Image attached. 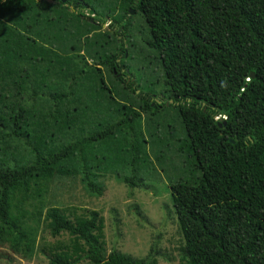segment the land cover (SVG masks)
Wrapping results in <instances>:
<instances>
[{"label":"trees","instance_id":"16d2710c","mask_svg":"<svg viewBox=\"0 0 264 264\" xmlns=\"http://www.w3.org/2000/svg\"><path fill=\"white\" fill-rule=\"evenodd\" d=\"M69 5L87 9L93 22ZM130 8L147 27L148 48L161 72L155 82L159 88L146 83L141 89L122 71L128 69V50L115 37L120 30L127 34L123 20ZM99 20L109 21L112 32L82 43ZM82 49L93 64L80 56L79 74L104 67L122 86L126 101L114 122L55 150L30 144V160L0 164V241L10 237L17 254L29 250L28 235L10 212L12 192L67 176L71 168L87 194L102 195L85 148L123 126L132 130L141 114L155 119L171 109L183 133L176 150L184 164L169 182L183 240L180 264H264V0H0V71H22L20 62L59 63L56 53ZM99 90L108 91L103 81ZM168 92L170 97H163ZM22 119L19 107L9 120L11 134L19 139L29 135ZM0 126L5 128L1 118ZM135 154L132 146L125 184L148 189L135 170ZM45 226L55 240L40 249L46 264L156 263L152 250L142 259L108 252L96 211L73 220L53 207L45 213Z\"/></svg>","mask_w":264,"mask_h":264},{"label":"rangeland","instance_id":"374dc122","mask_svg":"<svg viewBox=\"0 0 264 264\" xmlns=\"http://www.w3.org/2000/svg\"><path fill=\"white\" fill-rule=\"evenodd\" d=\"M69 10L85 20L91 18V22L95 18L81 6L69 5ZM131 21L133 34L128 44L123 34L115 37L123 41L129 53L126 54L127 74L141 89H145L146 83H152L153 89L159 88L155 82L161 72L155 53L145 46L144 40L148 39L145 22L140 15L133 16ZM111 30L109 21L99 20L90 33L82 36V43L85 37L105 35ZM56 54L59 63L56 59L30 65L20 62L22 71H0V118L5 123V128L0 126V164L28 161L32 157L31 145L44 152L55 150L118 118L120 104L126 99L122 86L111 74L101 67L80 75V56L93 64L84 49L79 53ZM101 81L107 86V92L99 90ZM56 96L62 98L55 99ZM19 107L23 114L22 130L29 134L25 139L13 136L9 124ZM182 135L171 109L161 110L160 117L155 119L141 114L132 130L123 126L104 142L84 150L86 164L103 186L102 195L87 194L80 176L71 168L67 176L33 181L27 192H12L10 212L28 235L29 250L14 253L10 237H6L0 241V264H46L40 249L48 241H55L45 226V213L53 207L73 220L84 218L91 211L98 212L103 224L101 236L108 252L116 250L142 259L152 250L155 264H180L179 249L183 240L169 182L184 164L176 150L177 139ZM132 146L136 150L135 170L148 189H132L125 184L126 161ZM61 242L66 243L67 238H61Z\"/></svg>","mask_w":264,"mask_h":264},{"label":"flooded vegetation","instance_id":"af4514ba","mask_svg":"<svg viewBox=\"0 0 264 264\" xmlns=\"http://www.w3.org/2000/svg\"><path fill=\"white\" fill-rule=\"evenodd\" d=\"M62 2H65V0L62 1ZM79 4H82L83 5V3H81V2ZM138 15H140V14L137 11H135L134 9H132V8L128 9V14L124 16V20H123L124 21V25H126L127 26V29H128L127 30V34H125L124 30H120V31L117 32L116 37L119 36V35H120V37H122V34H123L124 40H127V37L133 34L132 33V28H133L134 24L131 21V19H132L133 16H138ZM110 32H112V30ZM140 32H142V31L139 30V33ZM144 42H145V46L147 47V49L151 50L150 48H148V42H147V40H144ZM118 43L120 44L121 41H118ZM122 71H126L127 72V70H125V69H123ZM170 95H171L170 92L164 93L163 94V97L169 98ZM173 99L178 100V97H172V100ZM172 100L170 99V102H172Z\"/></svg>","mask_w":264,"mask_h":264},{"label":"built area","instance_id":"2783aa9c","mask_svg":"<svg viewBox=\"0 0 264 264\" xmlns=\"http://www.w3.org/2000/svg\"><path fill=\"white\" fill-rule=\"evenodd\" d=\"M223 119H224V117H223Z\"/></svg>","mask_w":264,"mask_h":264},{"label":"water","instance_id":"95a60500","mask_svg":"<svg viewBox=\"0 0 264 264\" xmlns=\"http://www.w3.org/2000/svg\"><path fill=\"white\" fill-rule=\"evenodd\" d=\"M62 1H64V0H62Z\"/></svg>","mask_w":264,"mask_h":264}]
</instances>
